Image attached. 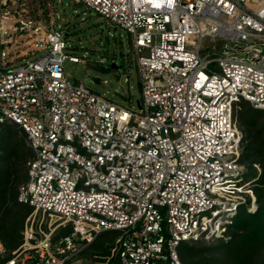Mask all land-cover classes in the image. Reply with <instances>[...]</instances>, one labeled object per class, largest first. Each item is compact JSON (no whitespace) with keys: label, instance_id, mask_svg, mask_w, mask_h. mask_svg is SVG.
Masks as SVG:
<instances>
[{"label":"built area","instance_id":"2783aa9c","mask_svg":"<svg viewBox=\"0 0 264 264\" xmlns=\"http://www.w3.org/2000/svg\"><path fill=\"white\" fill-rule=\"evenodd\" d=\"M15 1L0 0V125L33 151L18 194L32 210L0 264H184L182 242L231 240L257 206L235 111L264 109V0H80L131 34L139 109L65 76L82 59L61 27L20 48Z\"/></svg>","mask_w":264,"mask_h":264},{"label":"rangeland","instance_id":"374dc122","mask_svg":"<svg viewBox=\"0 0 264 264\" xmlns=\"http://www.w3.org/2000/svg\"><path fill=\"white\" fill-rule=\"evenodd\" d=\"M9 10L11 14L7 18L12 23L9 32L16 34L15 41L21 44L20 48H26V44L32 46L38 36L42 33L46 34L49 28L61 27L68 41L66 51L82 59L79 62L67 59L63 65L65 76L84 82L108 99L126 107L139 109L142 90L136 54L132 36L125 29L109 24L97 11L80 0H22L13 2ZM19 27L23 30H18ZM249 105L253 106L250 102ZM5 124L13 125V131L15 130L16 133L10 140L1 142L0 154L20 138L22 142L24 140L26 147L30 148L26 134L24 138L23 133L18 130L19 125L12 122ZM2 126L0 125V132L3 130ZM239 129L243 138L244 127L239 126ZM2 156L0 155V166L7 163ZM30 157L31 155L26 159L21 157L17 176L23 177L28 170ZM259 165L256 164L257 167ZM256 169L249 168L246 177L251 178ZM23 182L18 184V190ZM242 209L240 208L241 211ZM113 241H107L105 244L108 246ZM201 242L200 244L190 242V244L201 248L216 241L201 240Z\"/></svg>","mask_w":264,"mask_h":264},{"label":"trees","instance_id":"16d2710c","mask_svg":"<svg viewBox=\"0 0 264 264\" xmlns=\"http://www.w3.org/2000/svg\"><path fill=\"white\" fill-rule=\"evenodd\" d=\"M235 114L237 124L244 127L241 161L248 169L251 167L256 169L257 163L262 167L258 178L257 169L252 176L255 178L253 190L256 195V209L248 212L243 208L235 217L228 228L231 235L228 242L215 240V243L201 248L191 245L190 242H182L179 246V255L184 264H264V110L250 106L248 101L242 100L238 103ZM1 125L3 130L0 132V144L10 140L16 133L13 131V125L5 123ZM18 130L25 138L24 130L20 126ZM0 155L7 161L0 166V238L6 248L5 258L0 262H5L12 251L22 243L24 223L32 210L30 205L18 199V184L27 180L28 170L23 177H19L17 169L21 157L25 159L30 155L32 157L33 151L26 147L24 140L22 142L20 138L12 146L6 147L5 152ZM14 174L16 175L13 176ZM116 235V232L102 233L93 243L92 251L106 253L108 246L105 243L114 240ZM192 243L202 242L199 240Z\"/></svg>","mask_w":264,"mask_h":264}]
</instances>
